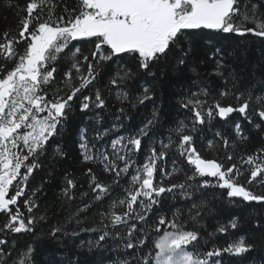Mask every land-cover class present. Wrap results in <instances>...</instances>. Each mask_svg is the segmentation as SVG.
I'll use <instances>...</instances> for the list:
<instances>
[{"label": "snow or ice", "instance_id": "obj_1", "mask_svg": "<svg viewBox=\"0 0 264 264\" xmlns=\"http://www.w3.org/2000/svg\"><path fill=\"white\" fill-rule=\"evenodd\" d=\"M4 6L15 8L18 16L24 15L18 22V36L10 37L5 31L0 39V213L7 217L0 228V264H35L34 246L29 244L17 253L16 241L9 244L7 235L29 233L36 240L45 238L35 233V226L48 219L47 213L37 216L33 210L39 208L37 200L47 180L30 192L29 181L43 168L41 157L51 142L64 134L77 107L88 121L77 133L81 162L94 167L85 169L88 190L79 196L75 191L78 179L64 174L58 199L68 214L62 224L50 229L48 239L58 240L61 233L73 237L81 232L96 233L95 240H81L77 245L80 249L87 246L89 252L104 248L112 239L117 242L116 249L105 250L122 247L124 252L110 264H224L225 254L242 257L257 249L245 236L207 248V240L201 245L197 225L207 206L204 190L209 188L226 190L229 202L242 198L264 206V191L253 192L239 182L249 172L247 185L264 190V147L241 155L239 165H225L203 158L194 140L206 123L216 117L227 121L234 112L256 130L264 131V93L253 89L233 93L225 88L216 98L208 87L189 90L180 107L190 115L169 128L167 143L160 141L159 149L152 140L142 164L136 158L142 141L161 123L159 109L154 106L151 118L135 133H117L125 127L124 120L130 119L126 103L135 108L154 101L152 86L142 83V91L133 95L132 85L147 78L157 80L162 61L173 62V70L179 72L188 66L194 44L207 40V60L215 62L211 74L223 77L226 57L220 41L248 35L264 41V12L260 11L264 0H79L78 11L65 7L58 17L53 0H27L22 8L13 0H4ZM74 41H87L94 49L84 54ZM21 42L26 44L22 52L17 49ZM9 63L13 65L10 69ZM113 96L121 107L116 109L111 125L104 127L108 98ZM229 96H234L235 105L222 103ZM234 133L235 139L230 140L217 131L208 147L222 144L225 159L233 161L237 147L249 139L240 122L235 123ZM172 149L186 161L187 170L178 166L176 159L168 170ZM54 153L64 155L59 144ZM94 168L102 169L110 182L101 181ZM181 172L183 180L165 184ZM116 189L123 195H114ZM22 197L26 218L18 203ZM165 200L183 201L186 209L170 208L169 217L163 207ZM94 208L92 226L86 227ZM189 223L193 227H186ZM71 224L79 231L73 228L69 233L67 226ZM256 227H260L259 221ZM230 228H237L236 218L208 236L227 235ZM68 264L81 261L70 259Z\"/></svg>", "mask_w": 264, "mask_h": 264}, {"label": "trees", "instance_id": "obj_2", "mask_svg": "<svg viewBox=\"0 0 264 264\" xmlns=\"http://www.w3.org/2000/svg\"><path fill=\"white\" fill-rule=\"evenodd\" d=\"M27 0H13V3H18L22 8ZM256 2V0H253ZM55 7V16L63 14L65 7L68 9L76 8L77 11L79 0H53ZM261 12H264V7H261ZM24 15L21 13L20 16ZM20 16L17 15L15 8H8L4 6V0H0V39L3 33L8 31L11 36H18V22ZM47 17V11L44 13ZM252 26V25H247ZM209 43L207 40H198L194 44L193 54L191 55L188 66L177 72L173 70V62H161L157 68L158 79L153 81L147 78V81L140 80L132 85V92L135 95L137 92L142 91L140 84L147 83L154 89V101H147L143 105H137L135 108L130 104H125L124 107L130 119L124 120L125 127L117 134L129 135L135 133L147 119L151 118L153 107L155 106L160 111L161 123L156 126L150 138H145L142 141V150L139 152L136 162L142 164L145 157L148 155V148L152 140H156V147L159 149L160 141L167 143L169 128L179 120L186 119L190 114L180 107V100L182 97L189 94V90L196 91L198 87H208L212 94L219 98V92L222 89H229L231 92H247L248 89H253L257 94L264 93V84L260 81L264 80V41L260 38L251 35L243 39L231 37L227 40L220 41L219 43L225 49V68L223 69L224 76L212 75L215 68V62L207 60L206 52L210 51L206 45ZM73 45L81 47L84 54L90 53L94 49V44L87 41H74ZM26 44L21 42L17 45L18 51L22 52ZM233 53V55H228ZM205 60L204 64L200 61ZM13 67L11 63L8 68ZM196 71H191L192 68ZM112 69H109L110 72ZM105 73V79L108 75ZM62 73L58 74L59 76ZM197 82V83H194ZM87 94V93H85ZM107 96V94H105ZM242 102V101H241ZM224 105L236 104L234 96H229L222 100ZM256 105L254 104L253 107ZM121 107L120 103L115 100V97L108 98V110L104 114V127H109L114 120L116 109ZM91 115V113H89ZM236 122H240L243 128L244 135L249 139L236 149V158L233 161L225 159V150L221 144L218 148H209L208 141L215 140V133L222 132L230 140L235 139L234 126ZM88 124L85 116L79 112L78 107L74 114L71 115L70 122L64 134L56 137L51 144L46 155L41 157L43 164L42 169L35 172L33 178L29 181L28 191L36 188L41 184L42 180H47L44 184L43 192L39 193L37 203L38 209H34V214L39 216L47 213L48 219L41 221L35 226V233L37 235L44 234L43 239L36 240L33 234L20 233L8 234L7 239L9 244L12 240L16 241V252L23 250L27 245L32 244L35 248L34 260L35 264H68V261L80 259L81 264H110V261L117 258V254L123 255V248L116 251H106L105 249H116V241L109 239L104 248L93 249L88 251L87 246L83 249L77 247L81 240L87 241L89 239L95 240L96 233H83L81 232L78 237H73L70 234H59L60 239H48L46 234L50 229L57 225L62 224L65 216L68 214L66 210L60 208L58 199L60 189L64 186V174L71 173L73 177L78 179V186L76 195L82 191L88 190L87 178L83 173L86 168L94 167L92 165L84 164L81 162L80 150L77 147V133L81 126ZM89 127L91 125L89 124ZM115 135V134H114ZM110 142V139L109 141ZM195 147L205 159L217 160L225 165L236 163L239 165V157L241 155H250L256 152L257 149L264 147V131L256 130L245 121L239 113H234L228 118L227 121L219 120L217 117L206 123L203 126V131L195 136ZM59 144L63 151V156L55 155L54 150L56 145ZM229 151H232L230 148ZM176 159L178 166H184L187 170L186 161L180 158L179 153L172 149L167 159V168L169 171L172 169V160ZM162 165L164 162H160ZM247 167V166H245ZM97 176L104 183L110 182V177L103 173L102 169L94 168ZM190 174V173H189ZM249 172H245L244 176L240 177L239 182L246 185L249 190L260 193L264 190L258 186L247 185V176ZM159 179V175H157ZM184 179V173L181 172L175 175L171 180L165 181V184L177 183ZM126 183V182H125ZM14 194V189L12 190ZM123 195L121 189H116L114 195ZM204 198L207 200V206L202 212V217L197 225L201 236V245L205 244L207 248L213 245L224 246L228 241L233 240L239 236H245L248 243L257 245V249L245 254L242 257L229 256L227 254L223 257L224 264H264V206L255 202H244L241 199H229L226 195V190L219 188H209L204 190ZM23 197L19 199L21 211L24 213L25 218L28 216L27 210L23 206ZM86 202V201H85ZM76 203H79L77 201ZM106 206V205H105ZM66 207V206H65ZM100 206L97 205L96 208ZM164 211L170 208H185L186 205L183 201L172 202L170 200L164 201ZM96 208L89 213V221L84 226H92L91 218L95 215ZM158 214H163L158 210ZM169 217L171 211H168ZM236 218L237 228L235 230L229 229L227 235L216 234L214 237L209 238V233H215L216 228L220 225H227L229 221ZM155 217H153V222ZM259 221L260 227H256V222ZM7 222V217L0 213V228ZM186 227L191 228L193 225L190 223ZM79 228L75 224L67 226V231L71 233L72 229ZM156 234L153 233V237ZM206 250V249H205Z\"/></svg>", "mask_w": 264, "mask_h": 264}, {"label": "water", "instance_id": "obj_3", "mask_svg": "<svg viewBox=\"0 0 264 264\" xmlns=\"http://www.w3.org/2000/svg\"><path fill=\"white\" fill-rule=\"evenodd\" d=\"M232 114H233V113H232ZM232 114H231V115H232ZM235 199H242V198H235Z\"/></svg>", "mask_w": 264, "mask_h": 264}]
</instances>
